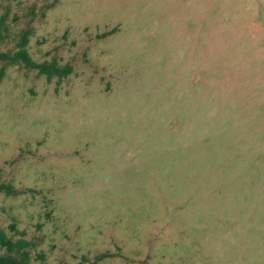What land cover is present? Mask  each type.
I'll return each instance as SVG.
<instances>
[{"label":"rangeland","instance_id":"1","mask_svg":"<svg viewBox=\"0 0 264 264\" xmlns=\"http://www.w3.org/2000/svg\"><path fill=\"white\" fill-rule=\"evenodd\" d=\"M23 38L70 69L0 60L29 264H264V0H0V52Z\"/></svg>","mask_w":264,"mask_h":264},{"label":"trees","instance_id":"2","mask_svg":"<svg viewBox=\"0 0 264 264\" xmlns=\"http://www.w3.org/2000/svg\"><path fill=\"white\" fill-rule=\"evenodd\" d=\"M26 43V38H23V40L19 44L18 49L12 54L0 52V60H7L10 62L22 61L27 66L36 67L41 72L49 76L52 73H57L58 75L62 76L63 74H66L70 71L69 68L59 70L53 63L35 62L30 57L25 48ZM11 189V186L0 183V192L3 190H6L8 192ZM29 243V241H26L24 239H17L15 241L12 240V238L8 237L6 233L0 228V246L5 248L7 251V253L0 254V264H29L28 253L24 250V248L28 246ZM106 255L107 253H101L100 255H97L96 258L99 259Z\"/></svg>","mask_w":264,"mask_h":264}]
</instances>
